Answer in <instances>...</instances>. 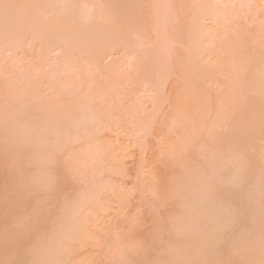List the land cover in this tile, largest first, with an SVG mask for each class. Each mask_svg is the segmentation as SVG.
Wrapping results in <instances>:
<instances>
[{"label":"bare ground","instance_id":"1","mask_svg":"<svg viewBox=\"0 0 264 264\" xmlns=\"http://www.w3.org/2000/svg\"><path fill=\"white\" fill-rule=\"evenodd\" d=\"M0 264H264V0H0Z\"/></svg>","mask_w":264,"mask_h":264},{"label":"rangeland","instance_id":"2","mask_svg":"<svg viewBox=\"0 0 264 264\" xmlns=\"http://www.w3.org/2000/svg\"><path fill=\"white\" fill-rule=\"evenodd\" d=\"M154 149H152V152H151V155H150V157H151V159H148V161L150 160V161H152V163L154 164V163H156L157 161H155L156 159H155V157H154V155H155V153H153V152H155V151H153ZM134 155H136L135 153L132 155V156H130L129 157V159H126L127 161H126V168H127V172L125 173L126 174V177H124V178H126L125 180H124V178L122 179V182H124V184H125V186L127 187L128 185H129V183H130V181L132 182L133 180L132 179H134L133 177L134 176H132L133 174H135V173H133V171L135 172V169H134V167H136V165L135 164H133L134 163V160L136 161V156L134 157ZM149 157V156H148ZM152 158H154V161L155 162H153V159ZM136 163V162H135ZM149 163H151V162H149ZM152 165V164H151ZM155 165V164H154ZM155 166H157V165H155ZM154 167V166H153ZM122 182L120 181V184L122 185ZM131 185V184H130ZM130 187L128 186V188L127 189H129ZM124 189H125V187H124ZM127 189H125V190H127ZM138 201V202H137ZM132 202V203H131ZM130 202V204H129V206H128V209H127V212L126 213H128V216H131L132 214L134 215V214H136V215H139V214H141V212H142V209L140 208V204H139V200L137 199V198H134L133 199V201H131ZM138 204H139V206H138ZM129 210V211H128ZM132 214H131V213ZM130 214V215H129ZM127 215V214H126ZM136 215H134V216H136ZM132 217V216H131ZM144 226H146V227H148L149 228V225L147 224V223H144ZM146 227H142L143 228V230H144V228L146 229ZM141 228V229H142ZM147 231H148V229H147ZM144 232H145V230H144ZM142 234H143V232H142Z\"/></svg>","mask_w":264,"mask_h":264}]
</instances>
